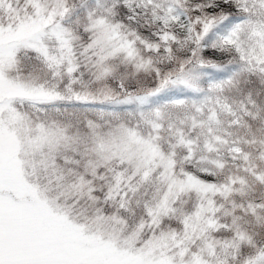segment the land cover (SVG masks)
Listing matches in <instances>:
<instances>
[{"label":"snow or ice","instance_id":"6c2138e0","mask_svg":"<svg viewBox=\"0 0 264 264\" xmlns=\"http://www.w3.org/2000/svg\"><path fill=\"white\" fill-rule=\"evenodd\" d=\"M0 264H264V0H0Z\"/></svg>","mask_w":264,"mask_h":264}]
</instances>
